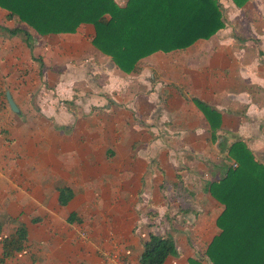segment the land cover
I'll list each match as a JSON object with an SVG mask.
<instances>
[{
	"label": "crops",
	"instance_id": "0c3cea01",
	"mask_svg": "<svg viewBox=\"0 0 264 264\" xmlns=\"http://www.w3.org/2000/svg\"><path fill=\"white\" fill-rule=\"evenodd\" d=\"M218 2L213 35L129 72L93 24L41 35L0 8V240L26 230L0 264H139L149 232L174 240L162 264L205 258L228 147L264 165V0Z\"/></svg>",
	"mask_w": 264,
	"mask_h": 264
},
{
	"label": "trees",
	"instance_id": "16d2710c",
	"mask_svg": "<svg viewBox=\"0 0 264 264\" xmlns=\"http://www.w3.org/2000/svg\"><path fill=\"white\" fill-rule=\"evenodd\" d=\"M242 1L233 0L236 5ZM0 8L41 35L93 24V44L126 72L142 57L185 48L224 24L218 0H126L123 5L115 0H0ZM7 32H21L30 45L26 29ZM228 154L237 167L209 183L210 194L223 205L216 221L220 232L205 247V258L191 257L188 264H202L204 259L207 264H264V165L240 140L228 147ZM59 200L63 202L62 196ZM25 237L20 226L0 240V262L21 251ZM174 254L170 234L149 232L139 264H162Z\"/></svg>",
	"mask_w": 264,
	"mask_h": 264
},
{
	"label": "water",
	"instance_id": "95a60500",
	"mask_svg": "<svg viewBox=\"0 0 264 264\" xmlns=\"http://www.w3.org/2000/svg\"><path fill=\"white\" fill-rule=\"evenodd\" d=\"M6 97H7V101L9 103L11 109L13 111L17 112L18 108H17L16 104L14 103L13 99L11 98V95H10V93L8 91L6 92Z\"/></svg>",
	"mask_w": 264,
	"mask_h": 264
},
{
	"label": "built area",
	"instance_id": "2783aa9c",
	"mask_svg": "<svg viewBox=\"0 0 264 264\" xmlns=\"http://www.w3.org/2000/svg\"><path fill=\"white\" fill-rule=\"evenodd\" d=\"M125 0H116L117 3L119 4H123ZM232 168H236L237 167V163L236 162H232L231 164Z\"/></svg>",
	"mask_w": 264,
	"mask_h": 264
},
{
	"label": "rangeland",
	"instance_id": "374dc122",
	"mask_svg": "<svg viewBox=\"0 0 264 264\" xmlns=\"http://www.w3.org/2000/svg\"><path fill=\"white\" fill-rule=\"evenodd\" d=\"M155 212H151V211H148V216H155V214H154ZM150 214V215H149ZM157 214V213H156ZM162 223V222H161ZM157 227H164V225H160V223L159 224H157ZM164 235V234H163ZM207 260V259H206ZM129 264V263H128Z\"/></svg>",
	"mask_w": 264,
	"mask_h": 264
}]
</instances>
